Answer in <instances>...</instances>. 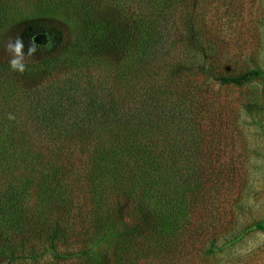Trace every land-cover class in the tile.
<instances>
[{"label":"trees","instance_id":"trees-1","mask_svg":"<svg viewBox=\"0 0 264 264\" xmlns=\"http://www.w3.org/2000/svg\"><path fill=\"white\" fill-rule=\"evenodd\" d=\"M238 1L0 0V49L9 37L25 53L22 73L0 55V241L18 248L7 261L204 264L264 233L259 220L222 235L233 177L180 166L213 133L202 85L264 81L211 48L220 24L241 19ZM64 28L72 40L56 49ZM95 63L106 70L92 77ZM36 74L56 77L26 83Z\"/></svg>","mask_w":264,"mask_h":264},{"label":"rangeland","instance_id":"rangeland-1","mask_svg":"<svg viewBox=\"0 0 264 264\" xmlns=\"http://www.w3.org/2000/svg\"><path fill=\"white\" fill-rule=\"evenodd\" d=\"M234 8L240 9L241 19L234 17L232 22L220 24L217 39L211 48L218 52L216 56L230 72L239 73L252 68L264 72V0H239L234 3ZM72 37L70 29L64 28L62 43L56 41L54 48H62ZM10 43L15 41L6 38V48L0 49V55H12L7 51ZM45 47L43 45L40 53H45ZM80 69L77 75L86 74L84 66ZM104 70L105 64L95 63L90 66L89 73L97 77ZM72 73L73 69H70L60 76L66 77ZM32 77L24 80L28 81L26 83L41 82L40 85H43L56 76L36 74ZM201 82L200 79L196 80L199 86ZM200 91L209 97L207 103H211L208 117L201 115L207 123L209 118L213 133L211 137H204L208 150L204 151V147L200 150L203 158L195 155L199 160L194 162L181 159L180 166L227 171L233 177V180L228 179L230 194L223 204L225 211L228 210L227 225L221 229L222 235H225L229 230H241L252 221L264 220V81L253 80L232 88H218L204 83ZM66 153L70 155L72 151L68 149ZM71 158L75 161V167L80 166L77 154L71 155ZM76 178L75 173L69 178L73 185H78ZM208 193L211 194L212 190ZM25 201L28 206L35 202L32 191ZM10 252L17 253L18 248L3 245L0 241V264H30L15 259L7 261ZM205 260L204 264H264V233H249ZM146 263L142 261L141 264ZM31 264H48V261L42 259Z\"/></svg>","mask_w":264,"mask_h":264},{"label":"clouds","instance_id":"clouds-1","mask_svg":"<svg viewBox=\"0 0 264 264\" xmlns=\"http://www.w3.org/2000/svg\"><path fill=\"white\" fill-rule=\"evenodd\" d=\"M23 47V41L17 39L15 43H10L7 48V51L12 54V59L9 62L11 69L21 73L25 71V53ZM34 51V48H30L28 55H33Z\"/></svg>","mask_w":264,"mask_h":264}]
</instances>
